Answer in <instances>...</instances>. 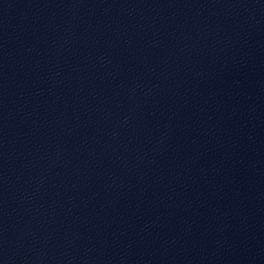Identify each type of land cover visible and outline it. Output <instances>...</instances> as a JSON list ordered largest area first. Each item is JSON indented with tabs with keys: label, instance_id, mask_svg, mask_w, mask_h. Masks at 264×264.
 Instances as JSON below:
<instances>
[{
	"label": "water",
	"instance_id": "95a60500",
	"mask_svg": "<svg viewBox=\"0 0 264 264\" xmlns=\"http://www.w3.org/2000/svg\"><path fill=\"white\" fill-rule=\"evenodd\" d=\"M0 264H264V0H0Z\"/></svg>",
	"mask_w": 264,
	"mask_h": 264
}]
</instances>
